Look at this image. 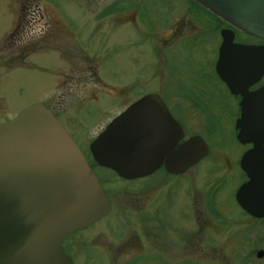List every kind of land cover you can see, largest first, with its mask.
<instances>
[{
  "label": "rangeland",
  "instance_id": "374dc122",
  "mask_svg": "<svg viewBox=\"0 0 264 264\" xmlns=\"http://www.w3.org/2000/svg\"><path fill=\"white\" fill-rule=\"evenodd\" d=\"M141 4L145 9L133 0H0V121L39 102L90 157L89 142L115 115L142 94L161 91L151 67L160 37L149 23L162 16L153 0ZM211 40H201L197 58L181 42L165 56L177 71L196 77L207 71ZM92 166L111 209L68 238L73 245L64 250L73 264H126L136 257L135 264H261L232 227L220 228L209 216L199 232L192 219L189 233H175L188 224L183 178L125 180ZM153 199L160 205L155 240L138 223V212L150 210Z\"/></svg>",
  "mask_w": 264,
  "mask_h": 264
},
{
  "label": "water",
  "instance_id": "95a60500",
  "mask_svg": "<svg viewBox=\"0 0 264 264\" xmlns=\"http://www.w3.org/2000/svg\"><path fill=\"white\" fill-rule=\"evenodd\" d=\"M194 1L246 34L264 39V0ZM232 38L231 30L221 31L216 66H228L234 50L264 51L263 46L239 44ZM225 71L218 73L236 92ZM252 98L264 100V86L243 94L236 138L261 146L264 110L257 119H249L247 101ZM163 122L171 125L173 120L159 97L142 95L89 142L90 158L125 180L148 175L161 163L169 173L182 172L206 153V147L198 136L178 146H174L177 134L167 131L158 137L156 124ZM243 168L248 173L246 164ZM109 210L98 178L46 106L35 102L0 121V264H73L62 240Z\"/></svg>",
  "mask_w": 264,
  "mask_h": 264
},
{
  "label": "flooded vegetation",
  "instance_id": "af4514ba",
  "mask_svg": "<svg viewBox=\"0 0 264 264\" xmlns=\"http://www.w3.org/2000/svg\"><path fill=\"white\" fill-rule=\"evenodd\" d=\"M133 1L137 8L144 7L142 0ZM153 1L157 16L162 17L158 24L149 23L153 32L160 37L152 52L154 58L151 67L154 77L161 83V91L154 89L145 94L157 95L173 120L171 125L165 122L157 123L155 132L158 137L164 136L167 131L173 135L177 134L174 146L192 136H198L206 147V153L182 172L169 173L161 163L146 176L174 180L183 178L186 181L182 194L187 207V219L184 220H188V224L175 233H189L188 226L192 219L195 232H199L203 222L206 223V216H209L210 222L218 221L220 228L232 227L233 233L240 235V242L247 243L254 249V259L264 264V140L261 146H254L252 142H241L236 138L238 128L235 126L241 117L239 102L243 94L264 86V51L234 50L229 61H226L229 62L228 66H216L223 29L232 31L233 42L247 46L264 47V39L246 34L194 0ZM149 20L152 22L149 15H146L145 21ZM209 37H212V40L209 47L211 51L208 52L210 59H206L207 71L201 70L196 77L177 71L170 58L165 56L168 48L181 42L189 43V53L191 56L196 54L197 58V53L201 50V40ZM195 62L204 63L197 60ZM218 70H226V77L232 81L236 92L230 90ZM261 101L264 102L257 98L247 101L251 113L249 119L254 116L253 119H257L256 114L264 110V103H260ZM153 117L158 120L159 115L154 114ZM247 152L248 155L244 157ZM83 155L93 170L94 162L87 155ZM244 164L248 167V173L243 168ZM191 170L194 171L193 175H190ZM182 209L185 211L183 207ZM159 210L160 205L153 199L150 202V210L145 208L138 212V223L144 233L152 235V240L156 239L159 227L156 226ZM144 217L150 219L145 220ZM144 222L146 226L143 228ZM149 225L156 226L152 227L156 230H148ZM78 231L80 230L62 240L65 254L69 255L64 250L65 246L73 245L68 238ZM258 251L260 254L257 256ZM138 260L136 257L128 263Z\"/></svg>",
  "mask_w": 264,
  "mask_h": 264
},
{
  "label": "trees",
  "instance_id": "16d2710c",
  "mask_svg": "<svg viewBox=\"0 0 264 264\" xmlns=\"http://www.w3.org/2000/svg\"><path fill=\"white\" fill-rule=\"evenodd\" d=\"M114 4V7L115 6H118V4H117V2L116 3H113ZM109 6V5H108ZM105 7V9H109V8H111V7H113V6H110V7ZM128 264H134V262H132V263H128ZM164 264H183V262L182 263H179V262H172V263H164Z\"/></svg>",
  "mask_w": 264,
  "mask_h": 264
}]
</instances>
